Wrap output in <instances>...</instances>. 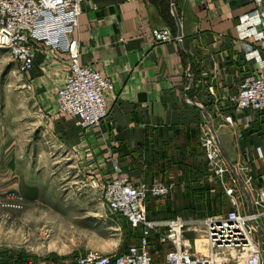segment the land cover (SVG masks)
<instances>
[{
  "label": "crops",
  "instance_id": "1",
  "mask_svg": "<svg viewBox=\"0 0 264 264\" xmlns=\"http://www.w3.org/2000/svg\"><path fill=\"white\" fill-rule=\"evenodd\" d=\"M254 9L253 0H83L71 36L79 62L114 86L106 96L108 122L95 130L58 114L56 91L67 75V52L36 47L29 78L39 87L32 105L42 126L34 129L43 147L58 145V162H71L67 171L83 184L62 195L61 206L108 216L102 187L116 164L133 182L172 186L155 199H164V220L214 215L221 208L218 195L227 196L203 148L208 128L231 165L229 148L240 147L254 185L264 187V112L237 111L235 104L246 77L264 76V50L253 46L262 63L247 59L237 30ZM162 30L171 39L159 43L154 32ZM237 190L250 211L249 197Z\"/></svg>",
  "mask_w": 264,
  "mask_h": 264
},
{
  "label": "built area",
  "instance_id": "2",
  "mask_svg": "<svg viewBox=\"0 0 264 264\" xmlns=\"http://www.w3.org/2000/svg\"><path fill=\"white\" fill-rule=\"evenodd\" d=\"M253 1L255 9L240 18L237 30L239 39L246 43L247 59L262 63L259 50L253 46L259 43V48L264 50V2ZM82 2L83 0H0V49L11 54L18 72L22 74L34 69L35 52L39 44L52 50L67 52V75L63 85L56 91L58 114L75 119L76 125L84 130H95L108 122L106 96L114 90V86L102 73L79 62V46L71 36L79 24ZM154 36L159 43L171 39L167 30L155 31ZM235 104L237 111L252 109L264 112V76L246 77L240 84ZM226 120L232 121L230 117ZM203 148L211 170L221 180L225 194L233 197L236 191L224 181L230 172L235 187H242V191L249 197L250 208L245 213L235 203L232 211L204 220L209 255L199 257L187 250L189 240H183V233L184 228L190 225L189 221L176 219L156 222L147 219L148 198L165 196L172 186L133 182L114 164L112 174L102 187L103 204L110 215L125 218L133 228L143 227L144 238L140 244L118 256L89 251L80 256L76 263L156 264L154 256L148 250L149 231L168 228L169 235L164 236L162 241L166 238L173 239L176 248L166 253L164 264H233L228 257L216 260L217 254L230 250L235 252L234 257L231 256L235 264H264V187H256L251 176L246 182L243 181L238 168L225 158L217 137L209 128L203 138ZM243 169L248 170L247 163Z\"/></svg>",
  "mask_w": 264,
  "mask_h": 264
},
{
  "label": "rangeland",
  "instance_id": "3",
  "mask_svg": "<svg viewBox=\"0 0 264 264\" xmlns=\"http://www.w3.org/2000/svg\"><path fill=\"white\" fill-rule=\"evenodd\" d=\"M31 72L19 73L11 54L0 49V264H77V259L89 251L111 256L125 253L141 243L143 227L133 228L125 218L108 212V216H99L94 211H67L60 205L67 193L83 184L80 176L67 171L71 162H58V145L52 141L43 147L45 140L39 129H34L42 126V117L36 113L38 106L32 105L34 93L40 91L32 83L34 79L29 78ZM37 144L41 145L39 149ZM239 148L230 147L228 155L246 182L252 170L243 169L246 162ZM253 155L254 152L249 153L251 159ZM224 181L236 190L234 196L225 194L227 197L223 198L220 194L219 199V190L214 186L221 208L207 218L232 211L235 203L247 212L245 199L235 187L230 172ZM156 198H148L146 202L147 219L169 221L163 218L165 205L160 200L164 199ZM205 219L196 216L181 219L190 222L183 233V240H189L187 250L199 257L210 252ZM149 233L148 250L156 264H164L166 253L176 248L173 239L162 241L169 235V229L159 228ZM219 254L217 261L228 257L235 264L232 250Z\"/></svg>",
  "mask_w": 264,
  "mask_h": 264
},
{
  "label": "bare ground",
  "instance_id": "4",
  "mask_svg": "<svg viewBox=\"0 0 264 264\" xmlns=\"http://www.w3.org/2000/svg\"><path fill=\"white\" fill-rule=\"evenodd\" d=\"M218 140H219V139H218ZM222 149H223V148H222ZM226 157H227V156H226ZM226 157H225V158H226ZM216 256H217V255H216ZM216 260H217V257H216Z\"/></svg>",
  "mask_w": 264,
  "mask_h": 264
},
{
  "label": "trees",
  "instance_id": "5",
  "mask_svg": "<svg viewBox=\"0 0 264 264\" xmlns=\"http://www.w3.org/2000/svg\"><path fill=\"white\" fill-rule=\"evenodd\" d=\"M149 198H151V197H149ZM209 214H211L210 212H208Z\"/></svg>",
  "mask_w": 264,
  "mask_h": 264
}]
</instances>
